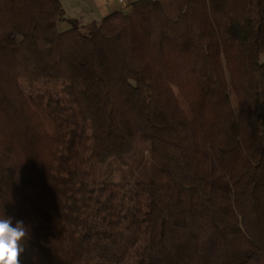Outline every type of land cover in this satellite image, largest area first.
<instances>
[{
	"label": "trees",
	"instance_id": "16d2710c",
	"mask_svg": "<svg viewBox=\"0 0 264 264\" xmlns=\"http://www.w3.org/2000/svg\"><path fill=\"white\" fill-rule=\"evenodd\" d=\"M125 8L81 25L60 0H0L20 264H264V0ZM109 164L120 180L94 176Z\"/></svg>",
	"mask_w": 264,
	"mask_h": 264
},
{
	"label": "clouds",
	"instance_id": "9594fccd",
	"mask_svg": "<svg viewBox=\"0 0 264 264\" xmlns=\"http://www.w3.org/2000/svg\"><path fill=\"white\" fill-rule=\"evenodd\" d=\"M29 231L23 220L0 216V264H20L22 242L29 238Z\"/></svg>",
	"mask_w": 264,
	"mask_h": 264
},
{
	"label": "crops",
	"instance_id": "0c3cea01",
	"mask_svg": "<svg viewBox=\"0 0 264 264\" xmlns=\"http://www.w3.org/2000/svg\"><path fill=\"white\" fill-rule=\"evenodd\" d=\"M62 2L66 17L78 20L81 25H86L96 21V17H100V21L107 15L123 10L124 7L138 0H127L125 6L118 5L115 0H60Z\"/></svg>",
	"mask_w": 264,
	"mask_h": 264
},
{
	"label": "rangeland",
	"instance_id": "374dc122",
	"mask_svg": "<svg viewBox=\"0 0 264 264\" xmlns=\"http://www.w3.org/2000/svg\"><path fill=\"white\" fill-rule=\"evenodd\" d=\"M124 12H127L128 9L124 7ZM77 23L81 24L78 20H76ZM96 21H100V17H96ZM73 25L71 23H68L67 21H61L59 23L60 30H67L71 28ZM119 167H115L112 164L105 165L103 167H97V170L95 172V175L97 178L104 179V180H120L122 176L119 174Z\"/></svg>",
	"mask_w": 264,
	"mask_h": 264
},
{
	"label": "built area",
	"instance_id": "2783aa9c",
	"mask_svg": "<svg viewBox=\"0 0 264 264\" xmlns=\"http://www.w3.org/2000/svg\"><path fill=\"white\" fill-rule=\"evenodd\" d=\"M115 1L118 3V5L125 6L127 4V0H115Z\"/></svg>",
	"mask_w": 264,
	"mask_h": 264
},
{
	"label": "water",
	"instance_id": "95a60500",
	"mask_svg": "<svg viewBox=\"0 0 264 264\" xmlns=\"http://www.w3.org/2000/svg\"><path fill=\"white\" fill-rule=\"evenodd\" d=\"M153 2H155L156 0H152Z\"/></svg>",
	"mask_w": 264,
	"mask_h": 264
}]
</instances>
